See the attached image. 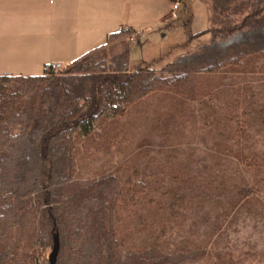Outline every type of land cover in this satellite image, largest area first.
Instances as JSON below:
<instances>
[{"label":"trees","instance_id":"1","mask_svg":"<svg viewBox=\"0 0 264 264\" xmlns=\"http://www.w3.org/2000/svg\"><path fill=\"white\" fill-rule=\"evenodd\" d=\"M208 1L212 24L197 36L211 40L160 70L130 68L137 31L125 28L59 71L0 75V264H50L56 232L57 264H194L205 256L130 244L118 211L134 199L113 173L78 177L77 144L150 94L213 101L226 78L264 73V0Z\"/></svg>","mask_w":264,"mask_h":264},{"label":"rangeland","instance_id":"2","mask_svg":"<svg viewBox=\"0 0 264 264\" xmlns=\"http://www.w3.org/2000/svg\"><path fill=\"white\" fill-rule=\"evenodd\" d=\"M155 5L132 3L142 25L139 42L132 39V69L152 63L160 70L211 40L209 33L197 36L212 24L210 1L159 3L165 19L152 25ZM210 97L199 103L150 94L107 120L100 136L78 142V177L113 173L134 199L118 211V227L130 244L157 242L166 252L212 249L226 236L229 257L253 249L239 246L241 230L231 223L245 200L256 197L264 206V73L226 78ZM244 217L247 224L260 218Z\"/></svg>","mask_w":264,"mask_h":264},{"label":"crops","instance_id":"3","mask_svg":"<svg viewBox=\"0 0 264 264\" xmlns=\"http://www.w3.org/2000/svg\"><path fill=\"white\" fill-rule=\"evenodd\" d=\"M134 1L0 0V75H41L49 64L61 63L66 66L105 43L108 34L120 27L142 28V25H137L134 16ZM153 1L157 12L152 13V25L165 19L159 13V3L164 4L168 0ZM138 17L140 19L141 14ZM136 31L134 42H139V31ZM148 66L155 69L160 67L152 63ZM255 198L245 200L238 206L239 219L231 223L241 230L239 246L253 245V249L248 251L242 248L240 255L229 257L225 255L229 240L225 236L219 240L216 248H204L205 256L194 264H264V218L261 215L264 206L259 205L260 201ZM248 201L254 204H245ZM245 214L256 220L258 216L261 219L247 224ZM218 235H222V232Z\"/></svg>","mask_w":264,"mask_h":264},{"label":"water","instance_id":"4","mask_svg":"<svg viewBox=\"0 0 264 264\" xmlns=\"http://www.w3.org/2000/svg\"><path fill=\"white\" fill-rule=\"evenodd\" d=\"M59 251H60V238H59V233L56 232L54 234L53 248L48 255V260H49L50 264H57Z\"/></svg>","mask_w":264,"mask_h":264},{"label":"built area","instance_id":"5","mask_svg":"<svg viewBox=\"0 0 264 264\" xmlns=\"http://www.w3.org/2000/svg\"><path fill=\"white\" fill-rule=\"evenodd\" d=\"M133 40H134V38H133ZM63 67H64V65L61 64V63H52V64H49V65L46 67V70H48V71H59V70H61Z\"/></svg>","mask_w":264,"mask_h":264}]
</instances>
